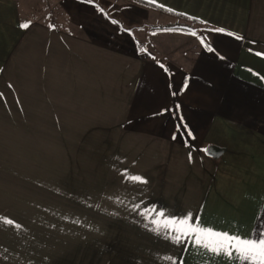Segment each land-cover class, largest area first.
Instances as JSON below:
<instances>
[{
    "label": "crops",
    "instance_id": "crops-1",
    "mask_svg": "<svg viewBox=\"0 0 264 264\" xmlns=\"http://www.w3.org/2000/svg\"><path fill=\"white\" fill-rule=\"evenodd\" d=\"M139 1L0 0V264H40L24 248L22 206L40 203L26 160L89 126L116 140V248L47 264H238L152 223L189 213L264 232V0Z\"/></svg>",
    "mask_w": 264,
    "mask_h": 264
},
{
    "label": "rangeland",
    "instance_id": "rangeland-1",
    "mask_svg": "<svg viewBox=\"0 0 264 264\" xmlns=\"http://www.w3.org/2000/svg\"><path fill=\"white\" fill-rule=\"evenodd\" d=\"M58 12L31 17L54 24ZM94 128L84 140H42L39 167L26 160L25 197L40 200L22 206L26 260H64V248H116V140L97 139Z\"/></svg>",
    "mask_w": 264,
    "mask_h": 264
},
{
    "label": "snow or ice",
    "instance_id": "snow-or-ice-1",
    "mask_svg": "<svg viewBox=\"0 0 264 264\" xmlns=\"http://www.w3.org/2000/svg\"><path fill=\"white\" fill-rule=\"evenodd\" d=\"M115 23V21H113ZM22 27H28L25 23ZM214 31L223 32V29H215ZM228 35H233L229 33ZM242 39V37H237ZM210 47V46H209ZM188 135L191 136V132L188 131ZM205 152H210V149H204ZM134 179H141L135 177ZM161 216L163 213L160 214ZM9 224L12 221H8ZM154 225H157V231L163 228H169L173 232L177 233L172 239L179 243L182 236H195L194 243L197 246H201L215 255H226L230 260L233 256L236 257L238 264H264V232L260 233L259 240H252L242 238L238 235H230L225 232H218L211 228L202 227L200 224L193 225L191 214L186 217L174 220L169 219L161 221L155 219L152 221Z\"/></svg>",
    "mask_w": 264,
    "mask_h": 264
},
{
    "label": "trees",
    "instance_id": "trees-1",
    "mask_svg": "<svg viewBox=\"0 0 264 264\" xmlns=\"http://www.w3.org/2000/svg\"><path fill=\"white\" fill-rule=\"evenodd\" d=\"M132 1H135L136 3L142 4V5L145 4L144 2L139 1V0H132ZM177 28H180V27H177V26H158V27H154L152 29L160 31V30H169V29H177Z\"/></svg>",
    "mask_w": 264,
    "mask_h": 264
}]
</instances>
